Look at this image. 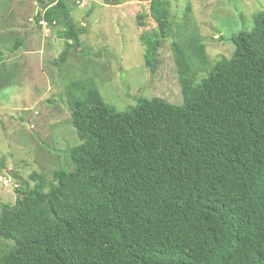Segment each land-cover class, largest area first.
<instances>
[{
  "label": "trees",
  "instance_id": "trees-1",
  "mask_svg": "<svg viewBox=\"0 0 264 264\" xmlns=\"http://www.w3.org/2000/svg\"><path fill=\"white\" fill-rule=\"evenodd\" d=\"M68 3L37 0L34 14L58 27L57 63L84 49ZM149 15L139 40L152 72L173 35L169 0H150ZM220 39L233 51L214 62L194 30L172 41L181 103L139 96L118 109L91 77L71 83V168L51 181L32 171L0 203V264H264V9ZM14 75L0 69V88Z\"/></svg>",
  "mask_w": 264,
  "mask_h": 264
},
{
  "label": "rangeland",
  "instance_id": "rangeland-1",
  "mask_svg": "<svg viewBox=\"0 0 264 264\" xmlns=\"http://www.w3.org/2000/svg\"><path fill=\"white\" fill-rule=\"evenodd\" d=\"M73 18L84 25V49L63 47L58 27L36 22L37 0H0V69L15 68L11 85L0 88V203L13 204L19 180L32 171L52 180L54 169H70L68 149L79 139L70 111L79 92L72 82L91 77L104 101L118 109L135 104L137 97H161L181 103L182 94L171 43L179 32H197L210 62L230 57L233 46L220 39L253 26V14L264 9V0H169L173 35L157 52L151 72L144 64L139 35L155 22L150 0H67ZM189 6L187 14L186 7ZM138 13L146 14L141 27ZM16 38L22 44L14 49ZM201 72L198 77H202ZM8 241L0 238V246Z\"/></svg>",
  "mask_w": 264,
  "mask_h": 264
}]
</instances>
